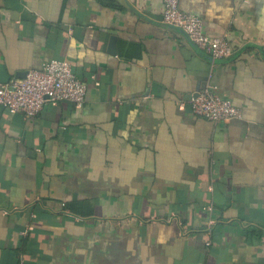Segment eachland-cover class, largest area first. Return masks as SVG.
Segmentation results:
<instances>
[{
    "label": "crops",
    "instance_id": "0c3cea01",
    "mask_svg": "<svg viewBox=\"0 0 264 264\" xmlns=\"http://www.w3.org/2000/svg\"><path fill=\"white\" fill-rule=\"evenodd\" d=\"M178 1L230 57L164 0H0V83L67 59L87 85L0 106V264H264V0ZM207 87L242 117L194 114Z\"/></svg>",
    "mask_w": 264,
    "mask_h": 264
},
{
    "label": "built area",
    "instance_id": "2783aa9c",
    "mask_svg": "<svg viewBox=\"0 0 264 264\" xmlns=\"http://www.w3.org/2000/svg\"><path fill=\"white\" fill-rule=\"evenodd\" d=\"M162 22L179 29L189 41L215 61L230 57L233 45L224 36L210 37L204 31L203 21L197 15L184 12L178 0H164ZM87 85L75 74L67 59H53L40 70H29L22 78L8 84L0 83V106L11 113L26 117L37 116L46 103L69 101L84 104ZM194 114L215 122L242 117L239 108L223 99L212 88L200 91L190 101Z\"/></svg>",
    "mask_w": 264,
    "mask_h": 264
},
{
    "label": "trees",
    "instance_id": "16d2710c",
    "mask_svg": "<svg viewBox=\"0 0 264 264\" xmlns=\"http://www.w3.org/2000/svg\"><path fill=\"white\" fill-rule=\"evenodd\" d=\"M65 207L74 211H80L79 208L83 209V206L80 204H66Z\"/></svg>",
    "mask_w": 264,
    "mask_h": 264
},
{
    "label": "water",
    "instance_id": "95a60500",
    "mask_svg": "<svg viewBox=\"0 0 264 264\" xmlns=\"http://www.w3.org/2000/svg\"><path fill=\"white\" fill-rule=\"evenodd\" d=\"M193 45V44H192ZM195 48H197V49H199L198 47H196L195 45H193ZM200 50V49H199ZM202 51V50H201ZM208 57L210 58V56L208 55ZM210 60H212L211 58H210ZM213 61V60H212ZM25 75V74H24ZM195 96H197V94L195 95ZM195 96H193V97H195ZM191 99H192V97H191Z\"/></svg>",
    "mask_w": 264,
    "mask_h": 264
}]
</instances>
